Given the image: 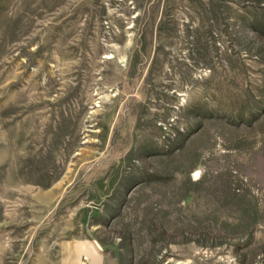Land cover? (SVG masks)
I'll return each mask as SVG.
<instances>
[{
  "label": "rangeland",
  "instance_id": "rangeland-1",
  "mask_svg": "<svg viewBox=\"0 0 264 264\" xmlns=\"http://www.w3.org/2000/svg\"><path fill=\"white\" fill-rule=\"evenodd\" d=\"M86 246L264 264V0H0V264Z\"/></svg>",
  "mask_w": 264,
  "mask_h": 264
},
{
  "label": "crops",
  "instance_id": "crops-1",
  "mask_svg": "<svg viewBox=\"0 0 264 264\" xmlns=\"http://www.w3.org/2000/svg\"><path fill=\"white\" fill-rule=\"evenodd\" d=\"M79 247V246H76ZM85 248L84 250L86 251L85 253L87 254L86 260L83 261L81 260L80 256V252H78V248H76V253L74 250V256H73V261L70 264H102V260L99 258L96 250L94 248H92L91 246L89 247H83Z\"/></svg>",
  "mask_w": 264,
  "mask_h": 264
},
{
  "label": "bare ground",
  "instance_id": "bare-ground-1",
  "mask_svg": "<svg viewBox=\"0 0 264 264\" xmlns=\"http://www.w3.org/2000/svg\"><path fill=\"white\" fill-rule=\"evenodd\" d=\"M199 176V171H195V174L193 175L194 178H197Z\"/></svg>",
  "mask_w": 264,
  "mask_h": 264
},
{
  "label": "built area",
  "instance_id": "built-area-1",
  "mask_svg": "<svg viewBox=\"0 0 264 264\" xmlns=\"http://www.w3.org/2000/svg\"><path fill=\"white\" fill-rule=\"evenodd\" d=\"M82 260L85 261L86 260V257H83Z\"/></svg>",
  "mask_w": 264,
  "mask_h": 264
}]
</instances>
